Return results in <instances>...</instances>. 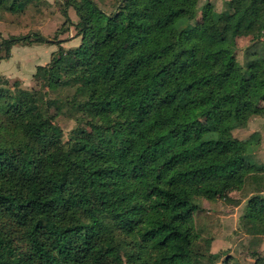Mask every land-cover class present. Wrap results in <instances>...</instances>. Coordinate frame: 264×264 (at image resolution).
<instances>
[{"label": "trees", "instance_id": "1", "mask_svg": "<svg viewBox=\"0 0 264 264\" xmlns=\"http://www.w3.org/2000/svg\"><path fill=\"white\" fill-rule=\"evenodd\" d=\"M200 2L118 0L107 12L66 0L77 46L41 32L0 39V60L17 45L59 46L37 67L39 91L0 86V264H216L225 225L202 201L246 200L236 230L264 242V168L233 133L264 114V0H229L194 24ZM63 107L77 121L68 139Z\"/></svg>", "mask_w": 264, "mask_h": 264}, {"label": "rangeland", "instance_id": "2", "mask_svg": "<svg viewBox=\"0 0 264 264\" xmlns=\"http://www.w3.org/2000/svg\"><path fill=\"white\" fill-rule=\"evenodd\" d=\"M107 12L116 9L118 0H95ZM66 0H32L24 11L0 10V39L10 35H25L32 32H41L48 38L55 40L67 39L62 45L65 48L75 47L80 43V37H76V29L67 22ZM229 0H201L200 11L193 23L204 20L212 11L230 12ZM72 21H77L78 16L73 7L67 9ZM67 28H69L67 30ZM75 36V37H74ZM251 35L238 39V59L241 63L245 61V49L251 42ZM57 44H34L28 47H14L13 56L8 61L0 62V86L17 87L37 92L40 90V83L36 78L37 67L48 65L57 52ZM107 86V84H105ZM72 93L71 90H62L52 94L54 98H66ZM52 112L56 109L52 107ZM56 120L64 129V137L68 139L76 127L77 121L71 113L63 107L57 115ZM235 137L250 144L248 158L257 165L264 168V114L254 115L244 128H237L233 131ZM234 198H239L238 192H233ZM247 201L236 206L227 200L215 202L202 201L201 206L206 210L220 215L227 224H231L227 233L222 231L212 246L214 252H221L216 264H255V258L251 255L252 250L260 249L261 237H252L236 230L239 228L240 215L244 213ZM221 235V236H220ZM253 240V242H251ZM199 247L205 248L204 242H199ZM264 253V251H262ZM124 264H131L125 259Z\"/></svg>", "mask_w": 264, "mask_h": 264}, {"label": "crops", "instance_id": "3", "mask_svg": "<svg viewBox=\"0 0 264 264\" xmlns=\"http://www.w3.org/2000/svg\"><path fill=\"white\" fill-rule=\"evenodd\" d=\"M14 47L19 48V47H28V46H20V45H17V46H14ZM14 47H13V49H14ZM12 56H13V50H12V55H11L10 59L12 58ZM10 59L0 60V62H2V61H8V60H10ZM237 221H238V218H237ZM222 222H223L224 225H225L224 233H227L226 230L230 229L231 224H227L226 221L223 220V219H222ZM224 233H223V234H224ZM217 239H218V238H217ZM217 239H215V241H216ZM215 241H214V243H215ZM214 243H213V244H214ZM261 249H262V251H264V242H263V245H262V248H261ZM213 251H214V250H213Z\"/></svg>", "mask_w": 264, "mask_h": 264}]
</instances>
